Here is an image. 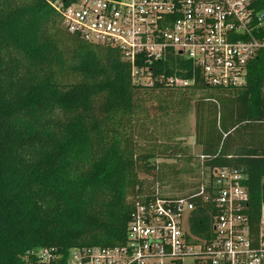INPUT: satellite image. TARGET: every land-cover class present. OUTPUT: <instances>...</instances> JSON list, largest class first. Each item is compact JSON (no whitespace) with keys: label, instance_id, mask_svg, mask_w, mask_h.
<instances>
[{"label":"trees","instance_id":"16d2710c","mask_svg":"<svg viewBox=\"0 0 264 264\" xmlns=\"http://www.w3.org/2000/svg\"><path fill=\"white\" fill-rule=\"evenodd\" d=\"M136 69L150 84L133 78L118 48L69 34L44 0H0V264H38L42 249L66 258L75 248L125 244L136 202L156 188L174 193L160 186L166 165L156 158L181 159L175 179L196 174L175 195L201 172L242 170L256 221L264 203V55L250 65L248 84L228 91L209 87L179 55L141 58ZM172 78L193 84L170 86ZM191 113L199 156L170 145L141 150L136 125L165 128ZM198 206L191 232L210 239V205Z\"/></svg>","mask_w":264,"mask_h":264},{"label":"built area","instance_id":"2783aa9c","mask_svg":"<svg viewBox=\"0 0 264 264\" xmlns=\"http://www.w3.org/2000/svg\"><path fill=\"white\" fill-rule=\"evenodd\" d=\"M44 1L69 34L118 48L137 81L145 74L136 69L138 59L157 62L174 54L190 61L209 87L237 90L264 55V0ZM168 84L193 82L172 78ZM246 181L240 169L215 167L201 172L185 194L156 188L136 202L122 246L75 248L66 258L42 249L38 264H264V203L252 224ZM198 203L210 205V239L191 232Z\"/></svg>","mask_w":264,"mask_h":264},{"label":"rangeland","instance_id":"374dc122","mask_svg":"<svg viewBox=\"0 0 264 264\" xmlns=\"http://www.w3.org/2000/svg\"><path fill=\"white\" fill-rule=\"evenodd\" d=\"M141 83L144 85L150 84L149 78H144L143 80H141ZM195 124V116L193 113H191L186 119L181 120V122L179 123L177 121L167 123V126L165 128L160 126V124L145 125L144 123H141L139 125H136L134 129V136L137 143L140 144L141 150L144 152L145 148L147 150H150L151 148H153V146H155V144H157V146H177L183 149L182 153L186 156H199L201 150L195 144ZM154 162L164 163L166 165V167L164 168V178L160 183V186H165L163 187L164 191L169 192V190H171V192L174 193H183L188 191V189L196 182L194 178L196 174L195 176L179 174L177 179L172 176L174 172H178L179 170L185 168V164H183L181 159L175 160L156 158ZM192 166L193 168H195V164H192L191 167ZM142 179L145 180V176H142ZM180 184H185L186 189H178L177 187ZM174 193L169 192V194L171 195H175Z\"/></svg>","mask_w":264,"mask_h":264}]
</instances>
